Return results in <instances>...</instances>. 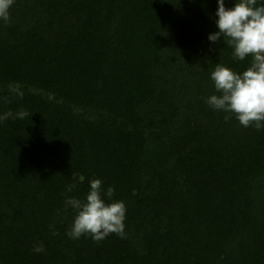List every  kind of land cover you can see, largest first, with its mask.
<instances>
[{"label":"trees","instance_id":"obj_1","mask_svg":"<svg viewBox=\"0 0 264 264\" xmlns=\"http://www.w3.org/2000/svg\"><path fill=\"white\" fill-rule=\"evenodd\" d=\"M217 10L14 0L0 20V116L28 115L0 120V264H264V128L207 103L221 95L217 64L252 62L208 39ZM94 179L125 204L124 238L67 235L65 200L84 201Z\"/></svg>","mask_w":264,"mask_h":264},{"label":"clouds","instance_id":"obj_2","mask_svg":"<svg viewBox=\"0 0 264 264\" xmlns=\"http://www.w3.org/2000/svg\"><path fill=\"white\" fill-rule=\"evenodd\" d=\"M14 0H0V20L8 23L10 7ZM257 0H239L232 9L225 7V0H218L216 24L219 31L210 34L208 39L218 42L222 37L225 43L234 48L233 56L241 61L252 57L251 65L242 74L217 64L211 74L215 88L221 95H212L207 103L215 110H222L231 119L235 114L244 127L255 126L257 130L264 128V6L257 7ZM28 113L20 111L15 116L11 112L0 116V120L9 117L24 119ZM77 179L76 174L72 176ZM79 176V181H84ZM75 185H69L67 192H72ZM114 189L105 191L100 179L90 181V191L84 201L74 197L65 200L77 215L67 235L78 239L90 235L94 241L101 242L110 234L125 237L126 207L122 201L106 203L104 197L111 199ZM58 234V233H53ZM43 244L34 246L36 253L43 252Z\"/></svg>","mask_w":264,"mask_h":264}]
</instances>
